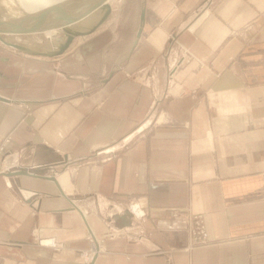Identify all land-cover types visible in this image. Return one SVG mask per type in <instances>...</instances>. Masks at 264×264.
Segmentation results:
<instances>
[{
  "label": "crops",
  "instance_id": "0c3cea01",
  "mask_svg": "<svg viewBox=\"0 0 264 264\" xmlns=\"http://www.w3.org/2000/svg\"><path fill=\"white\" fill-rule=\"evenodd\" d=\"M110 3L58 56L0 38V264H85L90 229L91 264H264V0Z\"/></svg>",
  "mask_w": 264,
  "mask_h": 264
},
{
  "label": "water",
  "instance_id": "95a60500",
  "mask_svg": "<svg viewBox=\"0 0 264 264\" xmlns=\"http://www.w3.org/2000/svg\"><path fill=\"white\" fill-rule=\"evenodd\" d=\"M112 12L110 0H67L47 7L33 15L16 20L0 19V38L10 44L16 43L5 39L4 35L45 33L53 30L63 31L64 39L52 51H35L36 54L58 56L64 54L74 39L94 32L107 21ZM90 22V24H87ZM145 22V11H142L138 37L141 36ZM87 24V25H86ZM54 42V41H53ZM16 45L19 46L18 43ZM24 48V46H19ZM26 49V48H25ZM0 98H3L0 96ZM19 174L27 171L20 170Z\"/></svg>",
  "mask_w": 264,
  "mask_h": 264
},
{
  "label": "bare ground",
  "instance_id": "6f19581e",
  "mask_svg": "<svg viewBox=\"0 0 264 264\" xmlns=\"http://www.w3.org/2000/svg\"><path fill=\"white\" fill-rule=\"evenodd\" d=\"M2 1H6V0H0V2H2ZM11 1V3H6V5H8L9 7H11L12 9H16V8H19L17 11H21V14L22 15H18V16H14V15H12L11 17H6L5 15H1L0 14V19L2 18V20H8V21H11V20H16V19H19L20 17H25V16H28V15H33V14H35V13H37V12H39V11H42V10H44V9H46L47 7H50L51 5H53V4H56V3H58L57 2V0H32L31 2L30 1H28L29 3H25L23 0H10ZM65 1H67V0H61V2H65ZM110 2H111V0H110ZM1 7V6H0ZM30 7V8H29ZM1 10V9H0ZM9 11V10H8ZM113 11V10H112ZM1 12H4V13H6L7 14V12L6 11H1ZM8 13H10V12H8ZM14 13V12H13ZM89 23V22H88ZM90 24V23H89ZM100 27V26H99ZM97 30V29H96ZM58 31L59 30H53V31H51V32H45L46 33V35L48 36V37H55L56 36V32L58 33ZM55 34V35H54ZM13 35H19V34H13ZM52 35H54V36H52ZM39 37V36H38ZM41 38V37H40ZM55 41V40H54ZM4 43L5 44H8V45H10V46H13V47H15V48H18V49H23V51L24 52H26L25 51V48H27V47H24V48H21V47H19V46H22V45H20L19 44V46L18 45H16V43H13V44H10V43H8V42H6V41H4ZM37 55H43V54H37ZM45 56H50V55H45ZM1 154H2V151L0 150V158H1ZM1 168V167H0ZM128 209H129V211L133 214V216L137 219V220H139V219H141L140 217H139V215H141L143 212H144V210H143V208L140 206L139 207V203H136V204H134V206L133 207H129L128 206ZM90 231V233H89V235H88V237H90V240H92V241H94V242H96V246H98L99 248H104L103 246H102V239H100V237H98L96 234H95V232L92 230V229H90L89 230ZM56 237V236H55ZM56 240H57V237H56ZM44 241H47V239H45ZM99 241V242H98ZM61 243H63V242H61ZM104 243V242H103ZM64 244V243H63ZM42 245V244H41ZM43 246H47V245H43ZM48 247H50V246H48ZM64 247V246H63ZM62 247V248H63ZM53 248V247H52ZM61 248V249H62ZM97 248V247H96ZM86 251V250H85ZM97 249H95V248H93L92 249V251H91V253H89L88 254V256H87V262H86V264H91V262H92V260H94V258H95V256L96 255H98L97 254Z\"/></svg>",
  "mask_w": 264,
  "mask_h": 264
},
{
  "label": "rangeland",
  "instance_id": "374dc122",
  "mask_svg": "<svg viewBox=\"0 0 264 264\" xmlns=\"http://www.w3.org/2000/svg\"><path fill=\"white\" fill-rule=\"evenodd\" d=\"M25 3L27 2V3H29L28 1H32V0H23ZM6 3H11V1L10 0H6L5 1ZM4 1H2V2H0V14L2 15H5L6 17H11L12 15H14V16H20V15H22L21 14V11L19 10V11H17L19 8H16V9H12L11 7H9L8 5H6V3H5ZM57 2L58 3H60L61 2V0H57ZM32 3V2H31ZM30 8V7H29ZM203 8H205V7H203ZM6 11L7 12V14L6 13H4V12H1V11ZM9 10V11H8ZM203 10V9H202ZM8 12H10V13H8ZM14 12V13H13ZM2 19V18H1ZM90 23V22H89ZM88 22H87V24H89ZM86 24V25H87ZM55 35V34H54ZM54 35H52V36H54ZM39 36V37H38ZM5 37H7V39H10V40H12V41H15V40H22V41H25V40H27V41H38V42H40V41H42V39H46L42 44H45L46 42H47V40L48 39H50L51 41H54V43H56V42H59V40L61 39H64L65 38V34H64V32L63 31H58V33L56 32V36L55 37H48L47 35H46V33H34V34H29V35H27V34H24V35H5ZM41 37V38H40ZM19 43V42H18ZM41 44V45H42ZM71 46V45H70ZM68 50V49H67ZM66 50V51H67ZM65 51V52H66ZM11 137H10V134H6V136L3 138V140L1 141V143H0V145L2 144V145H5V147H6V150H5V152H9L10 151V148H11ZM5 155L6 154H1V159H0V162L4 159V157H5ZM135 201L136 199L135 198H132V199H129V201H128V203H127V206L130 204V202L131 201ZM197 216H200V219L202 220V217H201V215H197ZM202 223H203V221H202ZM34 236L36 237V239H37V241H38V243L41 245V243H40V238H44V236L42 237L41 235H39V234H37V233H35L34 232ZM49 237H51V236H49ZM87 241H88V246L86 247V248H83V249H80V254L82 255V254H84L83 252H85V250L87 251V250H89L90 249V247H91V244H92V241L89 239V237L87 236ZM56 250V249H55ZM57 251V250H56ZM83 261L85 262V260L83 259Z\"/></svg>",
  "mask_w": 264,
  "mask_h": 264
},
{
  "label": "built area",
  "instance_id": "2783aa9c",
  "mask_svg": "<svg viewBox=\"0 0 264 264\" xmlns=\"http://www.w3.org/2000/svg\"><path fill=\"white\" fill-rule=\"evenodd\" d=\"M0 150L2 151V154H3L6 150L5 145L1 144ZM1 172H3V170L0 168V173ZM136 203H139V207L141 206L144 210V212L141 215H139V217L141 219H143L146 215L145 208L142 206V204L138 200H135V201L132 200L128 206L133 207L134 204H136ZM141 219H139V220H141ZM190 223L192 225V241L189 244V247H192L194 245L206 242L207 236L205 234L204 226H203L202 220L200 219V216L195 215L191 219ZM45 239H47V241H44ZM89 239H90V237H89ZM39 241L42 245H47V246L53 247L56 250H60L64 246V244L61 243V241H59L58 239L56 240L55 236L40 238ZM96 242L92 241L90 249L83 252L84 254H82V255L84 257L85 264H86L87 259H88L87 256L89 253H91L93 248L97 249V251H98L97 254H99L100 252H102L104 250V248L101 249L98 246H96L97 245Z\"/></svg>",
  "mask_w": 264,
  "mask_h": 264
}]
</instances>
